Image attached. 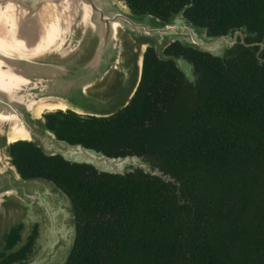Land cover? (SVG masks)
Instances as JSON below:
<instances>
[{
  "label": "trees",
  "instance_id": "1",
  "mask_svg": "<svg viewBox=\"0 0 264 264\" xmlns=\"http://www.w3.org/2000/svg\"><path fill=\"white\" fill-rule=\"evenodd\" d=\"M124 1L162 20L183 11L212 35L246 27L264 40V0ZM166 53L193 62L195 85L149 50L123 112L101 120L60 112L48 123L60 139L110 157L148 156L179 187L14 147L23 177L52 180L72 199L77 238L67 264H264V64L248 49L225 60L179 44Z\"/></svg>",
  "mask_w": 264,
  "mask_h": 264
},
{
  "label": "water",
  "instance_id": "2",
  "mask_svg": "<svg viewBox=\"0 0 264 264\" xmlns=\"http://www.w3.org/2000/svg\"><path fill=\"white\" fill-rule=\"evenodd\" d=\"M175 44L223 60L248 49L264 64L257 34L242 27L212 35L183 11L162 20L124 0H0V264H67L77 238L71 197L52 180L23 177L17 144L97 174L143 173L181 185L148 156L110 157L60 139L48 123L60 112L80 120L123 112L149 50L195 85L193 62L166 53Z\"/></svg>",
  "mask_w": 264,
  "mask_h": 264
}]
</instances>
